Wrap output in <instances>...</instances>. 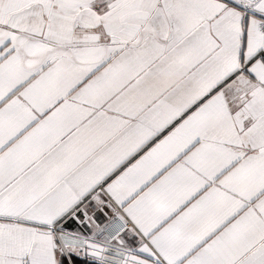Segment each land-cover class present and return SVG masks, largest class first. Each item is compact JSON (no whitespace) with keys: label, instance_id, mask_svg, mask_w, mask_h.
Segmentation results:
<instances>
[{"label":"snow or ice","instance_id":"obj_1","mask_svg":"<svg viewBox=\"0 0 264 264\" xmlns=\"http://www.w3.org/2000/svg\"><path fill=\"white\" fill-rule=\"evenodd\" d=\"M0 264H264V0H0Z\"/></svg>","mask_w":264,"mask_h":264}]
</instances>
